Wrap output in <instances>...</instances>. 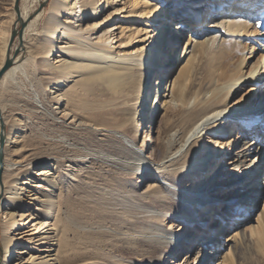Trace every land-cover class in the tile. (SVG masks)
Listing matches in <instances>:
<instances>
[{
    "label": "bare ground",
    "instance_id": "bare-ground-1",
    "mask_svg": "<svg viewBox=\"0 0 264 264\" xmlns=\"http://www.w3.org/2000/svg\"><path fill=\"white\" fill-rule=\"evenodd\" d=\"M118 1L51 0L33 20L28 8L18 19L26 58L2 75L0 90L15 73L31 89L9 120L0 103L1 264H142L153 247L162 250L154 264L210 263L218 254L214 264H242V247L253 243L264 258L263 170L260 189L254 181L264 114L245 116L253 97L264 98V0H171L174 11ZM209 5L227 8L202 15ZM184 6L195 22L177 12ZM185 25L192 29L177 60ZM205 32L223 33L214 49L198 41ZM148 37L150 49H120ZM174 65L159 101L152 93ZM31 132L46 144L37 148ZM143 179L151 180L144 189ZM214 185L223 187L206 197ZM106 248L119 255L102 254Z\"/></svg>",
    "mask_w": 264,
    "mask_h": 264
},
{
    "label": "rangeland",
    "instance_id": "rangeland-1",
    "mask_svg": "<svg viewBox=\"0 0 264 264\" xmlns=\"http://www.w3.org/2000/svg\"><path fill=\"white\" fill-rule=\"evenodd\" d=\"M50 1L51 0H19V3H18L19 18L21 17V15H22V13L24 11V8H28L29 21L33 20L36 16H38L44 10H47L49 8ZM152 1H153V3H158L159 5L163 6L167 10L174 11L173 2H171V0H152ZM177 1L180 2L182 0H177ZM125 2H126V0H119L117 6H119V8H120V7L123 6V3H125ZM255 4H256V2H255ZM214 6L215 5H209L208 7L205 6V8L203 9V11L201 12L202 15L206 14L207 16H210V15L216 14L217 12L223 11V9H226L227 8L225 5L222 6V7H220V6L214 7ZM14 7H15V4L13 6V4H11L10 0H0V48H1V45H2L3 40L5 39V36L8 35L9 36V41H10V37L12 35V32L15 31L16 34H15V37H14V39L12 41L10 50L8 52H9V56L13 60V62L15 61L14 64L15 65H19V64L23 63L24 62V59L26 58V55L23 54V52H20L18 50L19 44H20V42L22 40V37H23L24 28L26 27V25H24V27L22 28V25L18 21V16H17V14L15 12ZM178 9H179V11H177ZM178 9L176 11L179 12V13H181L184 16V18L188 22V24L195 22L194 17L191 16V13L192 12H190L188 10V7L184 6L182 8H178ZM257 11H258V13L260 12L259 10H257ZM261 12H263V10ZM122 13H124V11H121L118 14L119 15L118 16V19H117V21H114V23H118L119 20H122V18H120L122 16ZM258 13H257V16H258ZM260 14L261 13H259V15ZM119 22H121V21H119ZM206 23H208V22H206ZM41 26H42V24H40V28H41ZM181 27H182V24H181ZM181 29L182 30H180V32H178V35H180V42L178 44L177 51H176V53H177L176 59L177 60L180 59L179 58V53H180L182 44H183V42H184V40L186 38L185 36H186V34L192 28L190 29V28H188V26L186 27V25H185V27H183ZM19 31H21L20 36L18 34ZM209 33L210 32H208V33L205 32L200 37H203L204 35L209 34ZM222 35H223V33H221V34L219 33V34H216V36H214L215 39H214V37L211 38V39H207L208 37H203L202 39L199 38L198 41L199 42H205L206 44H208V47L209 48H213L214 49L218 44H220L219 41H220V37ZM30 38H32V35L26 37V40L28 41V40H30ZM9 41H8V45L7 46H9ZM152 41L153 40H151L150 37H148V41H146V42H140L137 39V41L134 44L130 45V46L123 47V46H120V43H117L116 45H117V47L120 46V49H123V50H134V49H138L139 47L141 49L143 48L144 50H146V49H150L149 47L151 46V42ZM115 42H116V40H115ZM184 48H185V45H184ZM263 49H264V47H263ZM1 56H2V52L0 50V58H1ZM6 56H7V51H5V60H6ZM5 60H4V62H5ZM14 64H12L11 67L14 66ZM32 66H33V63L32 62H28L25 69L27 71L31 72L32 69H33ZM177 67L178 66L174 65L171 68V72L169 73V75H167V77L163 80V82L157 87L158 89L156 91H153L152 96L153 97H157L159 101L161 100L160 98H162L163 93L165 92L166 87L168 86L169 79L173 75H175V73L177 71ZM19 74L20 73H15L14 76H13V79L14 80L11 79L9 81L10 82V85L8 87V90H6L4 88L2 90H0V103H1V105L3 104L2 106H6L5 107V110H4V115L7 116L6 118L8 120L11 118V110L14 109L13 108V104H16L17 102H19L21 100L20 98L23 95L28 94L29 91H30L29 90V88H30V82H28V81H30L29 78L28 77H25V76H21V74L20 75ZM15 76H16V78H15ZM12 82L13 83L15 82L14 83L15 86L12 84ZM171 82H172V80H171ZM13 91H14V93H13ZM18 95H19V97H18ZM15 101H17V102H15ZM150 102H152V101H150ZM251 103H253V105H252L253 107L246 109V115L245 116L247 118H251V117H254V116H259V115L264 114V98L260 100L259 97H253ZM11 104H12V106H11ZM179 105H180V103L177 102V101H173L172 102L173 108H177ZM191 105H192V102L190 103V106ZM151 108L152 109L150 111V115L155 120V117L159 114V112H158V110H156L155 107H151ZM9 113H10V115H9ZM26 113L27 112H25L24 114L27 116L29 113H27V114ZM23 119L25 120V118H23ZM241 124H242V122H240V125ZM4 127H6V125ZM30 131H32V130H30ZM31 136L32 137H29V139H31L33 141V143L36 144V147L37 148H39L41 146H44L46 144V142H47V140H45L44 137L42 138V137H39V136H37L35 134L33 135V132H31ZM239 146H240V143H237V145L235 147L234 146L233 147H230L229 151L227 152V157L226 158L227 159H230V157H231L230 155L232 153H234L235 149H237V147H239ZM148 152L149 151H147V153ZM2 157H3V161H4L3 154H2ZM263 164H264V162L261 165H263ZM2 166H3V164H2ZM218 167L219 166H217L215 168L217 169ZM263 171H264V169H263ZM263 171L261 169H259V171L256 172V175H255V178H254L255 185L258 186L259 189H260V186L263 184V180H261L262 179ZM241 179H242V176H238L237 177V182L241 181ZM149 181L151 182V180L143 179L141 181L142 183L140 184L141 188L144 189L146 187V184L149 183ZM154 182H155L154 184H160V181H154ZM1 184H2V170L0 171V185ZM220 187H223V186H220V185H214V186H212L211 187L212 188V192H209V195H207L206 197L210 196V194H212L214 191H216ZM139 189H140V187L138 188V191H139ZM260 194H261L260 196H263L262 197L263 198L262 200L264 202V187H263V190L260 192ZM203 196L204 195H199V196L194 195L193 197H194L195 200L200 201V200L204 199ZM263 202H262L261 206H260V204H259L258 207L256 206L255 209L257 211L258 210L259 211L262 210ZM198 204H200V203H198ZM244 204H245V202L243 203V205ZM201 205H203V203ZM245 213H246V211L244 212L243 209H241V210L239 209V213L236 214V216H239V217L240 216H244ZM256 216L257 215H254V214H252L250 216L251 218L247 222V225L248 226L249 225H252V224L255 225V223H256L255 222ZM1 217H2V215L0 213V236H1V223H2L1 222L2 221V218ZM232 229L233 228L230 227V229L226 233H224V234L222 233L221 237L218 240L219 246H222V243L224 242V240H226L225 239L226 235ZM172 231H176V227H174V229H172ZM240 247L241 246H239V248L237 247V250L238 251H240V249H241ZM245 247H246V245H245ZM245 247H242V253H243V256H242V258H243L242 259V264H264V258L260 254H258L259 253V250H258L259 245H256V244L253 243L252 245H249V247L248 246L246 247L248 249H245ZM224 250H225V248L220 247V249L217 251V253L224 252ZM161 251L160 252L156 251L154 247L153 248H150V249L148 248L147 249V254H146V256H145V258L143 260L144 262H141V263L142 264H154V263H156L155 259L158 257V255H159V253H161ZM101 253L102 254H107V256H109V257H114V256L119 255L112 248L102 249L101 250ZM1 254H2V247L0 246V264L2 263V255ZM124 256H126V255H124ZM216 256H217V258H219L222 255L221 254L215 255L213 257L214 258L213 261H211L210 263L207 262L206 260H203V261H201L198 264H203V263H205V264H214V262L216 260V258H215ZM127 257H128V259H130L132 261H135L136 253L134 251L130 250L128 252V254H127Z\"/></svg>",
    "mask_w": 264,
    "mask_h": 264
},
{
    "label": "water",
    "instance_id": "water-1",
    "mask_svg": "<svg viewBox=\"0 0 264 264\" xmlns=\"http://www.w3.org/2000/svg\"><path fill=\"white\" fill-rule=\"evenodd\" d=\"M18 3H19V0H16V1H15V7H14V9H15V12H16V14H17V16H18V19H19V8H18ZM21 25H22V28H23L24 25H23V24H21ZM15 34H16V32L13 31V32H12V35H11V37H10L9 46H8L9 50H10V47H11L12 41H13V39H14V37H15ZM18 34H19V36H20L21 31H19ZM7 56H8V57L6 58V60H5L4 64H3V66H2V69H1V71H0V79H1L2 75H3V74H4V73H5V72L11 67V65L13 64V60L10 58L9 53H7ZM4 129H5L4 124L0 121V130H1V132L4 131ZM2 144H3V140H2V138H1V139H0V149L2 148ZM2 162H3V157H2L1 150H0V167H1V165H2Z\"/></svg>",
    "mask_w": 264,
    "mask_h": 264
}]
</instances>
